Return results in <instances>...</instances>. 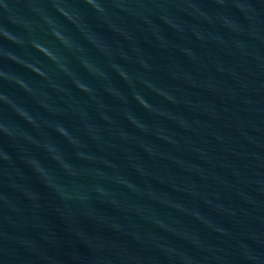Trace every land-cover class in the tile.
<instances>
[{
	"label": "water",
	"instance_id": "obj_1",
	"mask_svg": "<svg viewBox=\"0 0 264 264\" xmlns=\"http://www.w3.org/2000/svg\"><path fill=\"white\" fill-rule=\"evenodd\" d=\"M0 264H264V0H0Z\"/></svg>",
	"mask_w": 264,
	"mask_h": 264
}]
</instances>
